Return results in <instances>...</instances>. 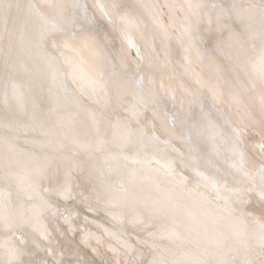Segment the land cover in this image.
<instances>
[{"label": "bare ground", "instance_id": "obj_1", "mask_svg": "<svg viewBox=\"0 0 264 264\" xmlns=\"http://www.w3.org/2000/svg\"><path fill=\"white\" fill-rule=\"evenodd\" d=\"M209 1L0 0V264H264V0Z\"/></svg>", "mask_w": 264, "mask_h": 264}, {"label": "rangeland", "instance_id": "obj_2", "mask_svg": "<svg viewBox=\"0 0 264 264\" xmlns=\"http://www.w3.org/2000/svg\"><path fill=\"white\" fill-rule=\"evenodd\" d=\"M205 6L209 9H213V6L210 4V1L209 0H203ZM166 19L168 20L169 19V14L167 13V17ZM207 46L201 48L199 47V51L200 53H202L203 55H209L210 57H212L213 55L211 54V52L208 50V48H206ZM202 51V52H201ZM259 120V118H257ZM244 133H245V136H247V138L250 140V141H253L254 139H256V137H258V134L256 132V130L253 128V127H247L246 129H244ZM242 176V174H241Z\"/></svg>", "mask_w": 264, "mask_h": 264}]
</instances>
